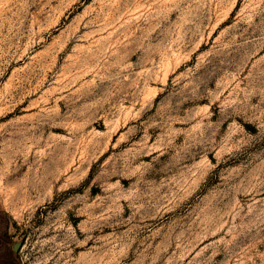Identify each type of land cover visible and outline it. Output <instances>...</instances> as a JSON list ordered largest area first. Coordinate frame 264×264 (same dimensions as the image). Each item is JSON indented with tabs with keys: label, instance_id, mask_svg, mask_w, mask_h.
Masks as SVG:
<instances>
[{
	"label": "rangeland",
	"instance_id": "1",
	"mask_svg": "<svg viewBox=\"0 0 264 264\" xmlns=\"http://www.w3.org/2000/svg\"><path fill=\"white\" fill-rule=\"evenodd\" d=\"M0 264H264V0H0Z\"/></svg>",
	"mask_w": 264,
	"mask_h": 264
},
{
	"label": "water",
	"instance_id": "2",
	"mask_svg": "<svg viewBox=\"0 0 264 264\" xmlns=\"http://www.w3.org/2000/svg\"><path fill=\"white\" fill-rule=\"evenodd\" d=\"M20 247V243L14 244V250L18 251Z\"/></svg>",
	"mask_w": 264,
	"mask_h": 264
}]
</instances>
